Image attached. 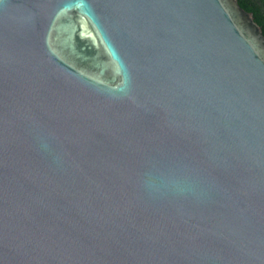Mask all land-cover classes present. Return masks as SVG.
<instances>
[{"label":"water","instance_id":"water-1","mask_svg":"<svg viewBox=\"0 0 264 264\" xmlns=\"http://www.w3.org/2000/svg\"><path fill=\"white\" fill-rule=\"evenodd\" d=\"M0 264H264L256 0H0Z\"/></svg>","mask_w":264,"mask_h":264},{"label":"trees","instance_id":"trees-1","mask_svg":"<svg viewBox=\"0 0 264 264\" xmlns=\"http://www.w3.org/2000/svg\"><path fill=\"white\" fill-rule=\"evenodd\" d=\"M261 9V19L264 21V0H256Z\"/></svg>","mask_w":264,"mask_h":264}]
</instances>
